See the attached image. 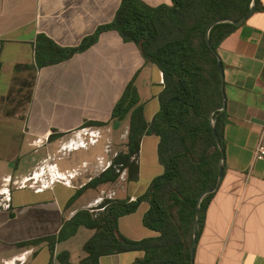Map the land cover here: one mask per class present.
<instances>
[{
  "label": "crops",
  "instance_id": "obj_1",
  "mask_svg": "<svg viewBox=\"0 0 264 264\" xmlns=\"http://www.w3.org/2000/svg\"><path fill=\"white\" fill-rule=\"evenodd\" d=\"M141 1L151 7L171 5V0ZM259 1L263 10L254 12L219 48L229 118L227 167L206 213L195 264H264V157L256 155L264 146V0ZM122 2L0 0V195L2 202L11 199L9 209L0 207V264H63L58 257L66 252L70 263L78 264L95 234L85 227L58 244L54 256L47 242L25 245L58 236L76 214L95 212L106 199L136 201L164 172L159 139L145 136L138 182L121 176L114 185L86 189L112 165L117 156L110 153L121 135L127 150L130 117L115 123L112 116L129 86L137 88L148 123L160 110L163 73L144 58L137 44L106 30L63 63L38 68L35 62L39 36L61 48H79L115 21ZM11 94L16 102L6 109ZM96 130L102 133L98 144L73 149ZM49 158L62 172H80L72 187L57 184L37 193L12 184ZM144 175L148 185L142 191ZM106 190L110 194L105 199ZM148 210L143 203L135 214L121 218L120 233L132 241L155 237L143 223ZM142 255L103 257L100 264H134Z\"/></svg>",
  "mask_w": 264,
  "mask_h": 264
},
{
  "label": "trees",
  "instance_id": "obj_2",
  "mask_svg": "<svg viewBox=\"0 0 264 264\" xmlns=\"http://www.w3.org/2000/svg\"><path fill=\"white\" fill-rule=\"evenodd\" d=\"M252 3L253 0H171V5L151 7L141 0H123L115 21L79 48H61L44 35L38 37L35 45L38 68L63 63L90 47L102 31L115 30L126 42L137 44L144 58L163 73L160 110L149 123L144 118L137 88L131 84L126 90L112 120L121 123L130 117L127 150L86 189L114 185L126 170L128 182H138V159L145 136L159 139L158 158L164 172L136 201L107 199L95 212L84 210L76 214L58 236L25 246L47 242L54 256L58 244L85 227L95 234L84 246L87 256L78 264H100L103 257L128 252L143 253L134 264H192L199 198L217 186L221 164L225 171L227 167L225 130L229 118L226 110L219 111L225 103L219 48L239 27L230 23L214 27L209 37L213 49L208 44L207 31L217 20H242ZM262 10L256 0L254 12ZM1 71L0 62V75ZM15 102L11 94L6 109ZM213 123L222 149L215 139ZM214 197L215 194L207 196L201 204L199 239ZM143 203L149 205L144 226L157 235L132 241L120 233L119 220L135 214ZM58 259L71 264L67 252Z\"/></svg>",
  "mask_w": 264,
  "mask_h": 264
},
{
  "label": "built area",
  "instance_id": "obj_3",
  "mask_svg": "<svg viewBox=\"0 0 264 264\" xmlns=\"http://www.w3.org/2000/svg\"><path fill=\"white\" fill-rule=\"evenodd\" d=\"M100 133V132H99ZM97 131L91 132L86 137L87 141H81L74 146L73 149H87L90 146H94L99 142L100 134ZM257 157H264V146H260L256 152ZM79 175L78 171L62 172L57 163L53 162L50 158L41 164L33 174L22 179H16L13 181V185L19 189H33L37 193L44 192L53 188L57 184H63L68 187H72V181ZM11 183V180H8ZM11 199L2 202L1 207L10 208L9 201Z\"/></svg>",
  "mask_w": 264,
  "mask_h": 264
},
{
  "label": "water",
  "instance_id": "obj_4",
  "mask_svg": "<svg viewBox=\"0 0 264 264\" xmlns=\"http://www.w3.org/2000/svg\"><path fill=\"white\" fill-rule=\"evenodd\" d=\"M255 1L256 0H253V3H252V6H251V10L249 11V13L240 21H233V20H217L216 22H214L209 28H208V31H207V40H208V44L209 46L212 48L211 46V43H210V40H209V37H210V33L212 31V29L220 24H224V23H230V24H233L235 26H238L240 27L241 25H243L247 20L248 18L254 13L255 11ZM213 49V48H212ZM220 73H221V76H222V79H224V67L222 65V63H220ZM222 91L223 93L225 94V85L223 84L222 85ZM225 96V95H224ZM226 110V103H224V105L219 109V111H224ZM213 133H214V136H215V139L217 140V143L219 145V147L222 149V146H221V141H220V138H219V135L215 129V123H213ZM224 175H225V167H224V164L222 163L221 164V167H220V174H219V179H218V183H217V186L213 189H210L206 192H204L201 197L199 198V201H198V207H197V218H196V224H195V227H194V233H193V243H192V247H191V259H192V264H195V253H196V248H197V245H198V241H199V237H198V232H199V228H200V224H201V204L203 202V200L209 196V195H212V194H215L221 187L222 183H223V179H224Z\"/></svg>",
  "mask_w": 264,
  "mask_h": 264
},
{
  "label": "rangeland",
  "instance_id": "obj_5",
  "mask_svg": "<svg viewBox=\"0 0 264 264\" xmlns=\"http://www.w3.org/2000/svg\"><path fill=\"white\" fill-rule=\"evenodd\" d=\"M97 131V130H96ZM98 133H99V131H97ZM100 134V138L98 139V140H100L101 138H102V133L100 132L99 133ZM125 136H123V135H121L119 138H117L116 140H115V142H114V146H115V150L113 149L112 150V153H110V157L112 156V158L116 155V156H118V155H120L121 153H123V152H126V149H125V145H124V143H123V141H124V138ZM88 139H89V137H88ZM125 142V141H124ZM98 144V143H97ZM96 145V144H95ZM74 148V147H73ZM65 153V152H64ZM115 160V157L112 159V161H114ZM112 164H113V162H112ZM80 173V172H79ZM122 177L123 178H127L128 177V171L126 170V171H124V172H122ZM147 177L148 176H146V175H144L143 176V178H142V187L144 188L142 191H144L146 188H147ZM110 188V187H109ZM108 188V189H109ZM106 194V195H105ZM110 194V190H106V193H103V195H102V197H104L105 199H106V197L108 196ZM107 200V199H106ZM2 201H3V197L0 195V204H2ZM0 207H1V205H0Z\"/></svg>",
  "mask_w": 264,
  "mask_h": 264
}]
</instances>
